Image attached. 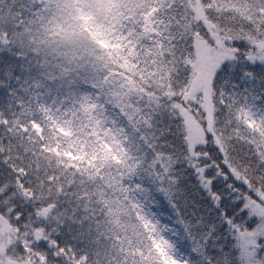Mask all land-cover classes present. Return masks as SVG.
<instances>
[{"label":"snow or ice","instance_id":"6c2138e0","mask_svg":"<svg viewBox=\"0 0 264 264\" xmlns=\"http://www.w3.org/2000/svg\"><path fill=\"white\" fill-rule=\"evenodd\" d=\"M0 264H264V0H0Z\"/></svg>","mask_w":264,"mask_h":264}]
</instances>
